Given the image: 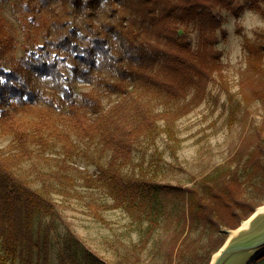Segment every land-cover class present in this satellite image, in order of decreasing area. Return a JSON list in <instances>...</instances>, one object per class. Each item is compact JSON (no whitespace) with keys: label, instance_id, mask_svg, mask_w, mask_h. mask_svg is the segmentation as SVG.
I'll return each instance as SVG.
<instances>
[{"label":"trees","instance_id":"trees-1","mask_svg":"<svg viewBox=\"0 0 264 264\" xmlns=\"http://www.w3.org/2000/svg\"><path fill=\"white\" fill-rule=\"evenodd\" d=\"M19 6V57L0 10V57L9 58L7 67L0 64V135H11L14 147L0 148V264H49L50 227H35V217L61 220L52 193L72 194V169L83 186L102 187L111 199L87 204L96 218L122 208L134 220L148 219L135 251L147 248L174 214L175 225H164L155 243L158 264H209L228 232L264 204V129L254 127L225 162L187 185L155 180L143 162H133V150L144 136L154 143L164 133L177 142L176 120L205 99L215 76L223 77L216 46L224 33L221 9L238 16L247 7L264 16L261 0H21ZM255 33L243 42L245 76L240 100L228 97V126L241 107L264 105V31ZM74 83L98 90L77 96ZM59 120L78 137L97 139L106 163L90 173L68 162L74 144ZM56 143L61 156L47 152ZM153 155L156 165L161 156ZM32 159L54 165L36 171L37 187L17 172ZM173 203L178 213H171ZM65 226L56 264H112L86 245L79 259L77 236ZM193 230L208 234L207 241ZM259 259L264 248L251 261Z\"/></svg>","mask_w":264,"mask_h":264},{"label":"rangeland","instance_id":"rangeland-1","mask_svg":"<svg viewBox=\"0 0 264 264\" xmlns=\"http://www.w3.org/2000/svg\"><path fill=\"white\" fill-rule=\"evenodd\" d=\"M21 0H2L0 3L1 15L6 21L9 32L15 37L16 48L13 56L19 57L23 54V24L24 18L20 11ZM264 7V0H261ZM223 17L222 27L224 33H218L219 40L217 48L221 50V60L223 63V77L217 76L209 83L208 93L205 99L192 108L188 113L176 120L175 133L177 142L168 139L164 133L159 134L154 143L150 142L149 136H144L141 142L133 150V162L138 164L143 162L147 166L149 174L155 175V180L169 182L171 184L180 183L187 185L195 178L210 171L219 163L225 162L234 151L242 137L250 136L254 127L264 129V105L257 101L246 107H241L237 111V118L232 126H228V97L234 101L240 100L239 83L245 76L246 51L243 47L245 38L253 39L256 33L245 34L239 26L240 18L245 12L254 13L247 18L249 25L255 24L257 16L264 18L259 12L244 7L238 16L233 15L225 8L221 9ZM232 20L235 26L234 33L231 29L226 30L224 25ZM193 42L196 39L195 32L192 33ZM0 64L4 67L9 65L8 57H0ZM105 74V73H104ZM74 91L78 96L81 91L98 90L94 85L73 84ZM228 89V92L226 91ZM105 104L109 103L103 97ZM63 132L68 133L73 144L74 153L68 158V162L78 167L79 170L93 172L97 164H105L108 154L103 153L97 139L81 138L74 134L61 120L58 121ZM12 137L9 134L0 135V148L5 152L14 150ZM170 144L173 145L170 148ZM172 149L174 151H172ZM48 154L61 156L60 144L56 143L49 147ZM175 152V154H174ZM153 153L161 156L159 163H152ZM149 163V164H148ZM43 160H27L18 168L17 172L26 174L33 180V186H39L35 182L36 171L48 170V166ZM125 171L129 167L124 168ZM76 178V184L72 189V194L64 197L53 192L52 197L58 203V211L61 220L48 215L38 213L35 217V227L49 226V264H56L59 254L62 252L65 236L66 224L77 236L78 244L74 247V252L79 259L83 257V245L94 250L98 256L112 264H158L160 256L155 250V243L164 225H175L173 212H179L181 207L173 203L171 207L172 221L169 224L162 223L151 238L147 248L137 251V245L143 235L148 219L142 221L134 220L122 208H109L100 211L102 219L96 218L93 211L87 205L90 201L97 203H110L111 199L102 187L86 188L82 184L77 172L72 169ZM248 191H246V194ZM241 225V224H240ZM230 230L227 237L229 236ZM193 237L197 236L205 243L208 234L193 230ZM136 247V246H135ZM214 253L211 260L215 256ZM210 260V261H211ZM12 264H22L15 261ZM249 264H264L263 259L250 261Z\"/></svg>","mask_w":264,"mask_h":264},{"label":"bare ground","instance_id":"bare-ground-1","mask_svg":"<svg viewBox=\"0 0 264 264\" xmlns=\"http://www.w3.org/2000/svg\"><path fill=\"white\" fill-rule=\"evenodd\" d=\"M264 229V205L258 207V209L248 219L244 220L241 225L233 229L226 242L237 241L242 239L245 235L252 232L261 231ZM256 250L250 249L233 254L225 264H246L247 261L252 258Z\"/></svg>","mask_w":264,"mask_h":264},{"label":"water","instance_id":"water-1","mask_svg":"<svg viewBox=\"0 0 264 264\" xmlns=\"http://www.w3.org/2000/svg\"><path fill=\"white\" fill-rule=\"evenodd\" d=\"M250 216H252V214ZM226 240L223 245L215 252L216 254L209 264H225L228 258H230L235 253L250 249L256 250L252 258L247 261L246 264H248L251 259H253L255 255L264 248V229H262L261 231L249 233L248 235H245L242 239L237 241L227 243Z\"/></svg>","mask_w":264,"mask_h":264},{"label":"clouds","instance_id":"clouds-1","mask_svg":"<svg viewBox=\"0 0 264 264\" xmlns=\"http://www.w3.org/2000/svg\"><path fill=\"white\" fill-rule=\"evenodd\" d=\"M250 15H254V13L251 12H245L243 16L240 18L239 26L242 28L245 34H251L256 31H264V18H260L257 16L256 23L249 25L247 23V18ZM235 24L232 20H229L228 23L224 25L225 29H231V31L234 33L235 31Z\"/></svg>","mask_w":264,"mask_h":264},{"label":"crops","instance_id":"crops-1","mask_svg":"<svg viewBox=\"0 0 264 264\" xmlns=\"http://www.w3.org/2000/svg\"><path fill=\"white\" fill-rule=\"evenodd\" d=\"M252 260V259H251ZM249 264V263H248Z\"/></svg>","mask_w":264,"mask_h":264}]
</instances>
